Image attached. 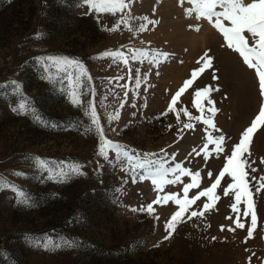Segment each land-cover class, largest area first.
<instances>
[{
	"label": "rangeland",
	"instance_id": "obj_1",
	"mask_svg": "<svg viewBox=\"0 0 264 264\" xmlns=\"http://www.w3.org/2000/svg\"><path fill=\"white\" fill-rule=\"evenodd\" d=\"M189 7L187 2L181 6L180 0H134L130 15L157 23L136 32L143 21L132 19V31L123 24L118 31H108L127 10L100 14L98 21L82 0H0V86L11 81L21 85L19 93L0 87V176L31 196L22 203L11 189L0 191V264H264V188L257 191L264 176V128L255 133L248 158L257 169L249 170V179L256 177L250 189L258 218L252 237L248 236L251 215L244 217L247 204L243 201L238 207L245 228L234 224L235 194L224 196V188L232 182L226 174L216 190L220 198L215 207L203 217L188 219L191 211L210 203L207 197L196 201L169 239H165L169 236L165 224L179 205L154 204L153 213L140 209L158 195L178 193L182 199L183 186L191 177L183 176L182 183L166 185L159 193L151 180L139 179V170L133 183L126 158L117 161L113 151L105 160L98 154L94 127L85 131L92 127L85 114L92 100L109 140L135 150L134 155L142 159L149 154L151 159L167 161L166 167L180 163L192 172L200 171V186L189 191V198L215 181L264 97L255 70L227 47L207 19L186 16ZM129 48L148 49L150 54L160 50L169 56L158 67L147 59L130 60L126 66L111 57L100 58L105 51L127 53ZM205 52L214 58L212 66L181 95L175 111H168L176 91L201 66L197 60ZM47 56L81 61L91 80L84 76L79 87L74 85L78 70L68 78L60 73L57 82L42 78L46 74L36 58ZM214 72L218 80L213 79ZM208 85L220 89L208 99L218 109L213 120L221 131L208 130L213 136H225V151L217 156L215 145H209L212 154L205 161L203 153L197 156L193 149L199 152L206 143L208 126L189 121L183 112L177 119L176 112L187 107L193 116H200L193 107L194 90ZM74 89L81 104L72 101ZM208 99L202 98L206 109L212 106ZM26 102L32 105L29 112L12 110ZM116 113L119 119L109 122L108 115ZM204 115L212 114L205 111ZM189 122L194 129L183 127ZM32 157L78 162L85 175L63 182L49 179ZM48 238L61 246L43 247ZM64 239L76 243L67 246Z\"/></svg>",
	"mask_w": 264,
	"mask_h": 264
},
{
	"label": "snow or ice",
	"instance_id": "obj_2",
	"mask_svg": "<svg viewBox=\"0 0 264 264\" xmlns=\"http://www.w3.org/2000/svg\"><path fill=\"white\" fill-rule=\"evenodd\" d=\"M133 2L134 0H82V3L88 6L89 14L93 12L96 13L98 21L100 14L117 15V13H125V10H127V15H122L111 29L106 28L105 30L118 31L120 30L121 24H123L129 31H132L133 29L130 20L137 19L142 20L143 23H140L135 31H147L149 24H155L157 22L150 20L146 16L132 17L130 13ZM185 2L191 5V7L185 10L186 16L191 17L195 14L196 19H207L223 35L227 47L238 53L242 58L243 63L246 64L249 69L255 70L256 76L258 77L259 92L260 95L264 97V0H251V2H246V0H180L181 6H183ZM189 27L193 26L190 25ZM195 30L199 31V27H195ZM168 56V53L161 52L160 50L152 51L150 54L148 49L129 48L127 53L120 49L105 51L100 55V58L111 57L114 61L119 60L126 66L129 65L130 60L143 63L144 60L147 59L150 64H155L158 67L161 62L167 60ZM213 59L214 58L211 57L208 52H205L204 55L197 60V63L201 66L198 69H194L190 78L184 81L183 85L176 91L171 100L168 111H175L174 106L177 104L181 95L194 84L199 75L203 74L206 69L212 66ZM36 60L43 69V73L46 74L42 75V78L48 79L50 82H57V77L60 73L64 74V78H68L70 72L76 70H78L79 75L72 80L74 85L79 87L81 85L80 78L84 76H87V78L91 80L85 66L79 60L66 56L37 57ZM51 69H55V73L50 71ZM119 79H123V77H119ZM213 79H219L215 72L213 73ZM139 83L140 81L136 80L137 86H139ZM0 87H12L17 93H19L21 89V85L17 81H11L9 85H2ZM219 90L218 87L213 88L211 85L205 86L203 89L194 90L193 107L201 113L200 116H193L188 112L187 107L181 108L180 111L176 112L177 119H179L180 112H183L188 117L189 121H201L204 125L208 126L205 129V132L207 133L206 143L199 152H197L196 149H193V152L197 156L203 153L205 161H207L212 154L209 151V145H215L213 151L217 156L225 151L223 147L225 136H213L212 134V131L219 132L221 130L216 127L213 120L218 109L214 106L215 102L208 99L212 91ZM71 97L73 103H82L79 98V93L75 89L72 91ZM202 98L208 99V104L212 106L206 109ZM31 108V103L26 102L20 103L12 110L18 114H24L29 112ZM205 111L210 112L212 115L206 117L204 115ZM85 114L90 119L92 126L86 128L85 131H91L94 127L95 133L99 137L98 154L105 160H108L109 153L114 151L117 161L126 158L127 162L131 165L133 183L136 182V176L139 170V179L141 181L145 179L151 180L154 189L159 193L163 191L166 185L182 183L183 176L191 177V182L183 186L182 199L178 193L158 195L157 199L148 204L146 208L142 207L140 209L141 211L146 210L149 213H153L154 204H166L168 201H174L175 204L179 205V210H177L165 224V230L169 232V236H166L165 239L170 238L171 232L175 231L178 223L185 222L184 216L188 213L189 208L202 197H207L210 203H204L203 208L199 211H191L188 215V219L197 216L203 217L205 212L210 211L215 207V202L220 198L216 195V190L221 185L226 174L231 178L232 182L224 188V196H228L230 192H234L235 194V203L231 205L233 212L237 213L234 224L236 228H245V224L241 222L239 215L240 208L238 207L243 201L247 204V210L243 213L244 217L247 218L251 215L248 236L252 237L253 232L258 226V218L254 211L253 194L250 189V184L252 181L256 180V177H251V179H249V170L251 172H256L257 169L252 167V163H255V161L249 163L248 158L251 156L250 146L253 142L255 133L261 128H264V104L261 105L258 114L254 117L251 124L241 133L239 142L233 145L231 153L226 155V163L215 181L209 187L199 191L191 198H189V191L193 188H199L200 186L202 179L200 171L192 172L190 169L183 167L180 163L166 167L167 161L151 159L149 158V154H145V157L142 159L134 155L135 150L128 149L125 146L109 140L104 134L103 125L101 124L100 117L96 111L95 103L92 100L89 101ZM164 114L166 115L167 113ZM117 119H119V113L108 115L109 122ZM183 127L186 129H194L195 125L189 122L185 123ZM208 129H211L212 131H209ZM180 131H183V129H180ZM161 151L163 152L164 150L162 149ZM172 159H174V157ZM31 160L39 170L48 174L49 179L58 182L66 181L74 176L85 175L83 172V165L75 161H56L41 157H32ZM261 163H264V158H261ZM13 174L16 176L25 175L22 172H15ZM208 177L211 179V171L208 172ZM260 180L262 183L260 184V187L257 188V191L264 188V176L260 177ZM4 189H11L14 191L22 203H28L31 200L29 194L25 193L11 181H8L5 177L0 176V191ZM133 211H136V209H133ZM156 218L159 219V217ZM226 218L232 219V217ZM223 230L224 226L221 225V231ZM228 230L235 231L234 228H229ZM62 243L67 246H73L76 242L64 239ZM60 246L61 243H58L51 238H48L43 243V247L45 248H56Z\"/></svg>",
	"mask_w": 264,
	"mask_h": 264
}]
</instances>
